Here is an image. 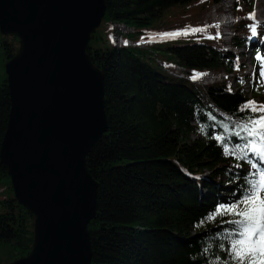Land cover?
<instances>
[{"label": "trees", "instance_id": "1", "mask_svg": "<svg viewBox=\"0 0 264 264\" xmlns=\"http://www.w3.org/2000/svg\"><path fill=\"white\" fill-rule=\"evenodd\" d=\"M104 2L101 24L104 20L125 23L136 30L132 38L139 40L156 34L165 14L176 16L191 10L183 22L165 18L164 23L190 25L217 0ZM250 24L242 21L236 26L240 35L233 39L235 45L251 41ZM109 35L103 37L96 29L87 49L92 64L104 77L107 119V131L86 160L88 172L98 184L95 218L87 226L91 264H209L215 257L227 260L226 251L220 248L223 243L226 249L227 241L217 234L232 227L224 223L231 217L214 221L206 217L217 206L242 197L252 170L246 161L226 156L215 137L225 134V125L239 123L250 114L240 110L246 102L257 99L258 104H264L260 62L254 57L255 75L250 79L251 96H247L236 58L219 47L220 38L208 32L144 49L110 47ZM1 36V65L5 68L19 44L15 36ZM92 41L99 46L92 47ZM160 46H165L168 61L160 62L184 66L190 81L171 77L154 62L152 54ZM222 69L233 73L237 91L226 80L203 87L199 79H192L195 74ZM9 113L4 72L0 78V148ZM243 143L232 136L229 147ZM0 182L7 184L12 195L0 201V264H9L31 251L33 216L14 199L1 159Z\"/></svg>", "mask_w": 264, "mask_h": 264}, {"label": "water", "instance_id": "2", "mask_svg": "<svg viewBox=\"0 0 264 264\" xmlns=\"http://www.w3.org/2000/svg\"><path fill=\"white\" fill-rule=\"evenodd\" d=\"M104 0H0L10 113L0 159L14 199L33 216L29 254L9 264H91L87 226L98 184L87 156L107 131L104 77L87 52Z\"/></svg>", "mask_w": 264, "mask_h": 264}, {"label": "snow or ice", "instance_id": "3", "mask_svg": "<svg viewBox=\"0 0 264 264\" xmlns=\"http://www.w3.org/2000/svg\"><path fill=\"white\" fill-rule=\"evenodd\" d=\"M254 16L255 13H252L248 18L254 19ZM215 27L219 28V25ZM248 27L251 32L249 39L257 37L260 27L258 23L253 22ZM204 31L206 27L150 34L149 42L157 36L161 39L175 38ZM216 36L219 37V32ZM255 59L260 62L259 78L264 80V56L259 50ZM204 75L206 74H195L192 79H200ZM240 110H248L250 114L239 123L225 125V134L218 135L215 139L223 145L226 156L234 157L237 161H246L252 171L246 177L247 188L242 197L234 203L217 206L216 210L206 217L208 221H214L217 217H231L224 220V223L232 226L225 229L224 233L217 234L227 241V248L225 249L223 243L220 244V248L226 251L228 259L221 260L220 257H215L209 264H264V104L248 101ZM232 136H236L244 143L229 147ZM236 166L240 167V164ZM203 223L204 221H201V224ZM210 248L211 245L204 249L205 254Z\"/></svg>", "mask_w": 264, "mask_h": 264}, {"label": "rangeland", "instance_id": "4", "mask_svg": "<svg viewBox=\"0 0 264 264\" xmlns=\"http://www.w3.org/2000/svg\"><path fill=\"white\" fill-rule=\"evenodd\" d=\"M260 2L262 4V7H257V2ZM230 2L231 0H217V2L215 3H212L206 10H204L198 20L195 22H193L191 25H195V24H202V25H205V24H210L211 26H208L209 28L207 30H211V34L212 36H215L214 35V32H221V27L219 26V28L215 27V25H218L217 22L219 21V18H224V13H225V10H227L229 8V5H230ZM234 6H235V9L237 11H239L238 15L241 17V19H243V21H264V0H234ZM174 12H181L180 9H174L173 10ZM255 12H260V16H256L254 17V19H249V14H252V13H255ZM191 14V10H185L183 11L182 13L178 14V15H168V14H165L164 17H163V21L162 23L163 24H160L157 28V30H160V29H166V28H172V27H190L189 25H178V24H173V25H167V24H164L166 22V19L165 18H170V20H175L177 22H183L185 21L188 16ZM254 21V22H255ZM206 22V23H205ZM238 24L235 25V28ZM110 24L108 22H106V20L103 21V23L97 28V34L105 37L107 36L108 38V34H110ZM165 26V27H164ZM217 28V29H216ZM262 32L260 28H258V33ZM220 35V33H219ZM240 35V34H239ZM197 36V35H196ZM218 38H221V35L220 37ZM252 40V43L251 44V48H257V49H254V53L256 54V51L259 50V43L262 44V50H261V55L264 56V41H260L258 40L257 37H254V38H251ZM2 42V36L0 35V43ZM109 46L113 47V45L111 44L110 42V36H109ZM163 45V44H162ZM91 46L92 47H97L99 46V43L98 42H95V41H92L91 42ZM165 48V46H160V50H157L155 51L154 54H152L153 56V60L154 62L158 65L160 61H166V51H164L163 49ZM250 48V51H252ZM249 49H247V52ZM254 53L252 55H250V58L248 57H245V66H246V72L245 71H241L239 72V75L241 77H245L244 79V88H243V91L244 93L247 95V96H251L250 92H251V89H250V86H251V77L253 75V73L255 72V64H254ZM258 53V52H257ZM1 54H0V78L2 77L3 73H4V66L1 65ZM253 61V62H251ZM168 62V61H166ZM214 72V71H213ZM216 74V73H215ZM210 80L207 79L206 81V84L205 87L207 86H210L214 83H219L221 81H223L222 77H220V79H217V77L213 76V77H209ZM234 76H232L230 79H227L226 81H228L231 85V89L235 92L236 90V84H237V80L233 79ZM214 79V80H213ZM254 101L257 102L258 104V100L255 99ZM197 136V135H196ZM194 136L191 137V139H193ZM13 193V192H12ZM11 192L10 190H8V186L6 183L4 182H0V201L1 200H4L6 198H9L11 197ZM2 252V250H0V253Z\"/></svg>", "mask_w": 264, "mask_h": 264}, {"label": "bare ground", "instance_id": "5", "mask_svg": "<svg viewBox=\"0 0 264 264\" xmlns=\"http://www.w3.org/2000/svg\"><path fill=\"white\" fill-rule=\"evenodd\" d=\"M257 7H262V4L258 1L257 2ZM260 12H255V16H260ZM206 23V22H205ZM224 23V21H222ZM190 26V25H189ZM208 26H211L210 24H205V25H191L190 27H172V28H166V29H160L156 32V34L160 33H169V32H182L183 30L187 28H209ZM165 27V26H164ZM206 29V31H208ZM136 33V30L130 26H127L125 23H117V22H111L110 24V42L115 48H139V49H144V48H150L154 47L155 45L158 44H166V43H171L178 41L180 39L189 37V36H195L198 33H190L188 35H181L175 38H164L161 39L159 36L155 37L151 42H149L148 39H139L135 40L132 38V36ZM226 50H230L231 46L230 45H223ZM160 66L162 69L171 77L175 79H184L187 81L191 80L190 73L187 69L183 68L179 64L172 63L169 65H163L162 62H159ZM216 73V74H215ZM202 74L204 75L202 78L199 79L201 86L205 87L204 84H206L207 79L210 80L209 77H217V79H220L222 77L223 80L230 79L233 74H227L223 69L217 73V72H204ZM234 79V78H233ZM214 80V79H213ZM235 80V79H234ZM237 85H236V91H237Z\"/></svg>", "mask_w": 264, "mask_h": 264}]
</instances>
